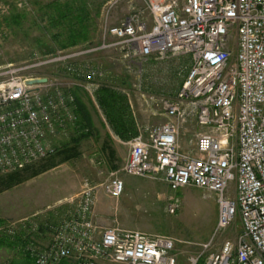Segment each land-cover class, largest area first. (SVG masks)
Masks as SVG:
<instances>
[{
    "label": "built area",
    "instance_id": "2783aa9c",
    "mask_svg": "<svg viewBox=\"0 0 264 264\" xmlns=\"http://www.w3.org/2000/svg\"><path fill=\"white\" fill-rule=\"evenodd\" d=\"M119 1L108 2L99 43L0 66V171L45 159L78 129L73 89L93 95L107 77L83 57L110 49L120 51L128 63L188 56L179 92L164 103L168 121L139 127L128 140L124 170L165 182L172 190L197 187L216 195L217 230L239 216L237 242L228 240L205 255L211 240L186 264H264V0H143L149 19L132 6L129 15L110 24L111 9ZM46 64L57 72H39ZM43 77L46 83L28 84ZM186 133L195 136L188 150L181 145ZM125 186L116 171L100 185L86 180L73 210L48 225L49 244H40L35 233L22 250L35 264H180L173 237L98 223L99 188L118 198ZM179 207V200L171 199L167 210L175 214ZM29 225L30 233L40 228ZM7 231L18 235L13 228Z\"/></svg>",
    "mask_w": 264,
    "mask_h": 264
},
{
    "label": "rangeland",
    "instance_id": "374dc122",
    "mask_svg": "<svg viewBox=\"0 0 264 264\" xmlns=\"http://www.w3.org/2000/svg\"><path fill=\"white\" fill-rule=\"evenodd\" d=\"M52 1L54 0H0V66L20 65L43 56L49 58L48 54L54 52L32 47L35 37L44 36L42 31L35 28V22L43 21L42 25L47 23L40 12V6ZM88 1L92 14L97 16L91 41L99 43L102 40L103 13L110 5L108 2L115 0ZM132 6L141 11L143 18L149 19L143 0H120L112 7L108 22H120L132 12ZM14 12L25 13L20 31L8 22ZM46 36L48 39V33ZM82 59L106 72L104 82L115 83L122 88L121 91L129 97L138 128L168 121L164 103L176 97L187 75L190 61L188 56H169L128 63L120 51L112 49L87 55ZM38 71L50 75L57 72V68L46 64ZM81 95L92 114L96 130L80 143L76 157L9 189L0 190V220L3 221L0 224V240L15 238L8 234L9 228L15 229L20 236H26L32 231L29 224L33 222L40 227L33 233H36L38 241L43 228L59 221L73 210L74 201L81 194L86 180L93 185H100L116 171L125 180V191L115 198L102 187L99 188L94 211L100 225L171 236L176 239L177 250L181 252L180 264H186L187 258L200 253L203 245L211 240V246L205 255L219 251L228 240L237 242L242 231L239 216L227 228L217 230L216 195L197 187L172 190L165 182L127 174L124 167L129 154L128 140L117 138V133L107 122L95 94L82 92ZM192 125H189V129L193 130ZM73 135L64 137L58 146L71 141ZM190 140H195L192 133L182 136L181 145L184 149L193 147ZM107 143L108 146L105 147ZM111 150L115 151L114 155ZM6 174L0 171V181L6 178ZM171 199H178L180 203L175 214L167 210ZM51 239L52 235L49 242ZM23 244L8 246L0 243V264H24ZM67 262L74 263L72 260Z\"/></svg>",
    "mask_w": 264,
    "mask_h": 264
},
{
    "label": "trees",
    "instance_id": "16d2710c",
    "mask_svg": "<svg viewBox=\"0 0 264 264\" xmlns=\"http://www.w3.org/2000/svg\"><path fill=\"white\" fill-rule=\"evenodd\" d=\"M40 7V12L43 14L44 20H47V23L42 25L43 21L35 22V28L42 31L44 36L34 38L33 49L55 51L58 48H68L91 41L97 16L92 14L88 0H54ZM24 18L25 13L14 12L8 22H10L11 26L18 28L16 30L20 31L21 21ZM46 33H48L49 40ZM52 42H55V44H52ZM53 45L54 47H52ZM102 84L96 91L95 96L107 122L112 126L117 135L122 138L127 139L136 136L139 133V129L129 97L115 83L103 82ZM73 93L78 105L79 125L78 129L74 130V135L73 133L71 134L73 135L71 141L63 143L60 146H58V143L56 151L45 159L23 169L8 172L5 175L6 178L0 181V190L9 189L23 182L25 179L37 176L62 162L71 160L79 154L78 146L84 139L92 136L96 128L88 105L81 95L82 92L75 88L73 89ZM106 146H108V143L105 144ZM111 153L114 155L115 151L111 150ZM2 222L0 220V224ZM32 234L27 233L26 236H20V233H18L13 239L14 241L6 238L0 240V243L8 246L20 245L24 242L23 240H30Z\"/></svg>",
    "mask_w": 264,
    "mask_h": 264
},
{
    "label": "crops",
    "instance_id": "0c3cea01",
    "mask_svg": "<svg viewBox=\"0 0 264 264\" xmlns=\"http://www.w3.org/2000/svg\"><path fill=\"white\" fill-rule=\"evenodd\" d=\"M139 129V128H138ZM139 131V130H138ZM117 136V138L119 139V140H125V141H127V140H129L130 138H132V137H134V136H132V137H130V138H127V139H125V138H122L121 136H119V135H116ZM56 223V222H55ZM51 235H52V233H51V229H48V227L47 228H43L42 230H41V232H40V234H39V238H38V241H39V243L40 244H42V245H44V244H47L48 242H49V240H50V238H51ZM68 260H65V261H62L61 263H59V264H69V262H67ZM23 262H24V264H26V262L28 263H31V264H35L34 263V261L32 260V258L30 257V256H28V255H24L23 256ZM100 263L101 264H119V263H111V262H108V261H104V260H102V261H100ZM72 264H74V263H72Z\"/></svg>",
    "mask_w": 264,
    "mask_h": 264
},
{
    "label": "water",
    "instance_id": "95a60500",
    "mask_svg": "<svg viewBox=\"0 0 264 264\" xmlns=\"http://www.w3.org/2000/svg\"><path fill=\"white\" fill-rule=\"evenodd\" d=\"M48 80V78L43 77V78H36V79H31L28 81V84H37V83H46Z\"/></svg>",
    "mask_w": 264,
    "mask_h": 264
}]
</instances>
